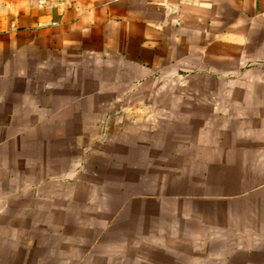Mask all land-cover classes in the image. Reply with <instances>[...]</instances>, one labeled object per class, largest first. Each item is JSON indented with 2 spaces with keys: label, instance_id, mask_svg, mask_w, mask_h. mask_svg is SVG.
<instances>
[{
  "label": "crops",
  "instance_id": "crops-1",
  "mask_svg": "<svg viewBox=\"0 0 264 264\" xmlns=\"http://www.w3.org/2000/svg\"><path fill=\"white\" fill-rule=\"evenodd\" d=\"M0 264H264V0H0Z\"/></svg>",
  "mask_w": 264,
  "mask_h": 264
},
{
  "label": "rangeland",
  "instance_id": "rangeland-1",
  "mask_svg": "<svg viewBox=\"0 0 264 264\" xmlns=\"http://www.w3.org/2000/svg\"><path fill=\"white\" fill-rule=\"evenodd\" d=\"M37 152H43V150H37ZM39 158V161L41 162L40 164H37L36 166V172L37 173H43L44 171V167L45 165L43 164V158L42 157H38ZM25 168V167H24ZM20 170H23V168L21 167ZM30 170H31V166H30ZM24 171V170H23ZM134 183V182H133ZM170 190V189H169ZM168 190V191H169Z\"/></svg>",
  "mask_w": 264,
  "mask_h": 264
}]
</instances>
